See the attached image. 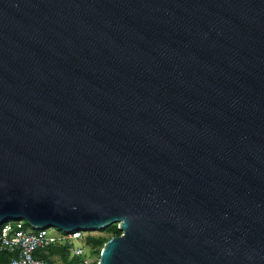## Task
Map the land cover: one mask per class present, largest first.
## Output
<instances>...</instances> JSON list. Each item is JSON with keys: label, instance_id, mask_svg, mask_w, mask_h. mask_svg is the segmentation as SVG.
<instances>
[{"label": "water", "instance_id": "water-1", "mask_svg": "<svg viewBox=\"0 0 264 264\" xmlns=\"http://www.w3.org/2000/svg\"><path fill=\"white\" fill-rule=\"evenodd\" d=\"M95 231L97 264H264V0H0V225Z\"/></svg>", "mask_w": 264, "mask_h": 264}, {"label": "built area", "instance_id": "built-area-1", "mask_svg": "<svg viewBox=\"0 0 264 264\" xmlns=\"http://www.w3.org/2000/svg\"><path fill=\"white\" fill-rule=\"evenodd\" d=\"M100 230L62 231L54 227L34 229L24 220H10L0 225V252L9 255L7 264H47L39 252L50 247H64L79 264H97L98 255L86 243L88 236L102 237Z\"/></svg>", "mask_w": 264, "mask_h": 264}, {"label": "trees", "instance_id": "trees-1", "mask_svg": "<svg viewBox=\"0 0 264 264\" xmlns=\"http://www.w3.org/2000/svg\"><path fill=\"white\" fill-rule=\"evenodd\" d=\"M26 223V222H25ZM27 224V223H26ZM101 232L107 234V236L95 237L88 236L86 238V243L91 246L92 253L97 254L99 256L100 249L105 241L113 236H119L121 231L117 228V225H111L107 228L101 229ZM45 259L47 264H54L51 260V256H58L61 260V264H79V260L74 257H70L69 252L64 247H50L46 250V252H39ZM9 259V255L6 252H0V264H7Z\"/></svg>", "mask_w": 264, "mask_h": 264}, {"label": "rangeland", "instance_id": "rangeland-1", "mask_svg": "<svg viewBox=\"0 0 264 264\" xmlns=\"http://www.w3.org/2000/svg\"><path fill=\"white\" fill-rule=\"evenodd\" d=\"M103 236H107V234H105V233H101ZM71 256H69V258H70ZM51 260L54 262V264H61V260H60V258L58 257V256H54V255H52L51 256Z\"/></svg>", "mask_w": 264, "mask_h": 264}]
</instances>
